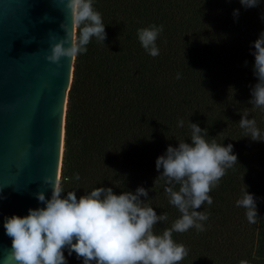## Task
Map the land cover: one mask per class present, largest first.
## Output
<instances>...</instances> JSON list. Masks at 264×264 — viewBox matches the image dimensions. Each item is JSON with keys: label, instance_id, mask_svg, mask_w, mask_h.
<instances>
[{"label": "trees", "instance_id": "1", "mask_svg": "<svg viewBox=\"0 0 264 264\" xmlns=\"http://www.w3.org/2000/svg\"><path fill=\"white\" fill-rule=\"evenodd\" d=\"M93 8L107 38L104 44L93 38L87 52L74 58L58 183L62 196L75 190L79 199L96 187L119 195L143 187L157 215L168 213V221L154 227V234H162L180 213L169 204L163 181L154 184L160 174L155 162L178 140L191 143L188 123H197L207 129V140L233 145L237 164L210 193L213 204L197 209L210 212L206 231L173 233L189 250L180 264H264V141L244 137L238 124L247 111L264 134V110L248 103L257 83L251 53L264 31V0L248 9L239 0H93ZM151 24L164 26L156 57L137 37L138 28ZM245 185L256 198V224L236 206ZM64 255L68 264H83L67 249Z\"/></svg>", "mask_w": 264, "mask_h": 264}, {"label": "clouds", "instance_id": "2", "mask_svg": "<svg viewBox=\"0 0 264 264\" xmlns=\"http://www.w3.org/2000/svg\"><path fill=\"white\" fill-rule=\"evenodd\" d=\"M239 2L248 9L257 7L260 0ZM66 9L70 10L78 33L71 39L70 46L65 47L70 32L66 24H61L66 36L52 43L51 52L46 56L52 64L59 65L61 58L86 53L93 38L102 44L107 38L105 24L100 12L93 8V0H67ZM233 15L237 17L239 10H234ZM163 31L162 24L137 29L138 40L148 55L160 54L156 41ZM50 39L55 41L56 37L53 35ZM252 47L253 75L257 83L251 86L252 98L248 103L252 108L264 110V31L252 42ZM176 78L180 79L179 73ZM248 116L247 111L242 112L238 123L244 137L264 141L256 120ZM177 127L183 128L184 121L179 120ZM188 127L191 143L178 140V147L169 145L155 162L160 174L154 184L163 181L169 204L180 213L162 234H154V227L158 222H167L168 213L157 215L147 203L145 188L117 195L111 187H96L78 199L75 190L62 196L64 189L49 176L44 178L43 184L50 185L51 197L46 199L43 190L35 193L43 207L30 208L24 217L14 214L4 218L5 233L12 239L8 259L15 264H68L64 255L67 249L69 257L75 253L83 264H180L189 250L183 243L174 241L173 233H184L192 228L198 233L206 231L204 222L210 212L197 209L205 203L213 204L210 193L219 186L227 170L237 164L232 144L223 146L214 138L207 140V129H201L197 123L189 121ZM74 178L78 181L79 174H74ZM236 206L246 210L250 224L258 222L256 198L248 192L247 186ZM239 264H248V261L240 260Z\"/></svg>", "mask_w": 264, "mask_h": 264}, {"label": "water", "instance_id": "3", "mask_svg": "<svg viewBox=\"0 0 264 264\" xmlns=\"http://www.w3.org/2000/svg\"><path fill=\"white\" fill-rule=\"evenodd\" d=\"M67 0H0V264L8 259L12 239L4 218L24 217L43 207L35 193L51 197L45 177L59 183L68 89L75 57L50 63L52 43L75 25ZM55 36L56 40L50 39Z\"/></svg>", "mask_w": 264, "mask_h": 264}, {"label": "rangeland", "instance_id": "4", "mask_svg": "<svg viewBox=\"0 0 264 264\" xmlns=\"http://www.w3.org/2000/svg\"><path fill=\"white\" fill-rule=\"evenodd\" d=\"M60 179V178H59Z\"/></svg>", "mask_w": 264, "mask_h": 264}]
</instances>
